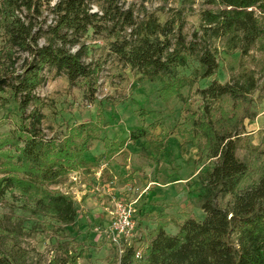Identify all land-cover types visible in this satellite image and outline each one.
<instances>
[{
    "label": "rangeland",
    "instance_id": "1",
    "mask_svg": "<svg viewBox=\"0 0 264 264\" xmlns=\"http://www.w3.org/2000/svg\"><path fill=\"white\" fill-rule=\"evenodd\" d=\"M87 1L91 11L100 15L106 9L132 10L136 22L155 14L162 22H175L176 29L182 25L183 38L176 35L172 41L188 56L186 66L179 68L186 79H192V70L199 65L200 50L207 45L219 63L217 78L221 82L231 81L246 70L256 75L258 87L249 97L241 102L225 97L214 105L213 111L218 126L228 122L224 117L234 116L242 134L238 156L251 167L246 184L256 180L264 161V36L247 55L231 49L224 38L203 36L202 13L216 8L207 0ZM57 2L41 0L39 13L27 16L28 20H34L36 30L41 28V45L46 43V32L55 24L53 8ZM98 24L99 31L90 29L82 39L88 47L84 60L98 67L94 90L89 88L87 80L71 85L65 74L46 68L44 82L35 91L39 100L34 106L43 113L41 127L47 137L62 141L71 129L82 124L86 126L84 137L88 134L97 137L90 141L89 150L85 153L89 163L48 187L52 192L73 198L77 212L75 221L69 225L41 211L34 199L38 194L34 192L24 194L19 189L8 190L0 199V253L17 254L21 264H53V259L64 254L65 249L79 245L84 247V251L81 257H75L77 264H119L121 250L125 248L115 243L112 232L119 199L127 203L138 199L134 204L136 228L131 242H135L142 251L160 222L157 216L165 208L160 202L164 194L170 198L183 185L185 194H189L187 200L193 203L194 212L188 215L202 218L197 207L204 189L200 174L211 160L207 153L202 152L201 145L192 141V135L195 129L193 122L202 114L198 89L204 88L208 80L188 83L180 96L163 100L157 81L124 65L112 53L110 43L115 38L110 28L114 21L101 19ZM120 26L117 31L121 34L131 32L130 29L122 31ZM11 51L9 54L5 35L0 30V78L4 68L20 72L29 58L27 52ZM6 79H0V84ZM19 113V104L14 99L0 102L1 137L15 130ZM94 124L103 130H98ZM136 129H142L144 136L137 141L128 140L110 160L100 159L106 143L124 140ZM77 141L80 143L82 140L78 138ZM200 142L203 144L204 140ZM12 150L14 147L7 145L0 150V156ZM4 159L0 157V164ZM0 168L2 177L5 169L1 165ZM122 184H125L124 188L119 187ZM154 187L161 191L154 194ZM146 195L151 198L149 204H144L141 199ZM175 210L180 214L179 209ZM156 211L153 217L149 215ZM162 222H166L165 218ZM174 230L173 225L167 228L169 232Z\"/></svg>",
    "mask_w": 264,
    "mask_h": 264
},
{
    "label": "trees",
    "instance_id": "2",
    "mask_svg": "<svg viewBox=\"0 0 264 264\" xmlns=\"http://www.w3.org/2000/svg\"><path fill=\"white\" fill-rule=\"evenodd\" d=\"M207 2L216 8L202 13L203 36L224 38L231 49L250 54L264 36V0ZM40 3L41 0H0V30L5 35L9 54L14 49L29 54L20 72L4 68L0 78H7L0 84V102L14 99L20 111L12 134L0 136V150L7 145L14 147L0 156L5 158L0 164L5 169L0 177V199L8 190L34 192L38 194L34 199L41 211L69 225L75 221L73 198L52 192L48 187L89 163L85 153L90 141L97 137L90 134L84 137V124L71 129L62 141L47 137L41 127L43 113L34 106L39 100L35 91L44 82L46 68L65 74L71 85L87 80L89 88L94 90L98 67L84 60L88 47L82 39L90 29L99 31V20H113L112 53L124 65L157 81L163 100L180 96L188 83L208 80L204 88L198 89L202 114L193 122L192 141L201 145L202 152L211 160L200 174L204 188L200 208L204 216H188L177 222L178 231L174 234L160 221L141 258L136 256L139 246L131 242L119 264H264V161L258 178L246 184L251 167L238 156L242 140L238 123L234 116L224 117L228 122L218 126L213 113L214 105L225 97L240 102L249 97L258 87L256 75L246 70L231 81L221 82L217 78L219 63L207 45L200 50L199 65L193 68L192 79H186L179 68L186 66L188 56L172 41L176 35L183 38L182 25L176 29L175 22H162L155 14L136 22L132 10L106 9L100 15L91 11L87 0H58L53 8L55 24L50 26L46 43L41 45V28L36 30L34 20L27 19L28 14L31 17L33 12L39 13ZM120 24L122 31L131 32L128 35L118 32ZM31 107L32 111L28 112ZM95 127L103 130L100 125ZM144 134L142 129H136L124 140L106 143L100 159L110 160L128 140L137 141ZM78 138L82 140L80 143ZM83 251L82 245L65 249L64 254L53 259V264H77L75 257H81ZM0 264H21V259L12 252L0 253Z\"/></svg>",
    "mask_w": 264,
    "mask_h": 264
},
{
    "label": "crops",
    "instance_id": "3",
    "mask_svg": "<svg viewBox=\"0 0 264 264\" xmlns=\"http://www.w3.org/2000/svg\"><path fill=\"white\" fill-rule=\"evenodd\" d=\"M124 186H125V184H124ZM124 186L122 184L119 187L124 188ZM153 191H155L154 194L155 193L158 194V192L161 191V190H159L158 187H154ZM188 197H189V194L188 193L185 194L183 185H182V187L180 189H178L176 195H172V196H170V198L167 195L165 196V194L163 195V200L160 201V202L164 205L165 208H162L160 210V211H163V212H160L157 217L160 218V221H162L165 218V220H166V222H165L166 223V227H165L166 230H167V228L170 225H173L175 227V230L172 231V232L168 231L169 233H172V234L176 233L178 231L177 222H182V221H184L186 219V217L192 216V215H188L192 211L194 212L193 205H192L193 203L190 200H187ZM141 199L144 202V204L151 203L150 202L151 198L148 195L142 196ZM160 199H161V197H160ZM137 201H138V199L136 200V203H137ZM197 207H198L199 211L201 212L200 216L203 217L204 216V211L200 208V203H199V205ZM175 208L179 209L180 214H178V212H176V210L174 211ZM156 213H157V211L153 212V213H151L149 215H152V217H153V215L156 214Z\"/></svg>",
    "mask_w": 264,
    "mask_h": 264
},
{
    "label": "built area",
    "instance_id": "4",
    "mask_svg": "<svg viewBox=\"0 0 264 264\" xmlns=\"http://www.w3.org/2000/svg\"><path fill=\"white\" fill-rule=\"evenodd\" d=\"M135 203L136 202L127 203L125 200L119 199L117 202V211L112 220L113 240L117 245H123L124 248L131 242L136 228ZM123 251L124 249L121 250V252ZM136 256L141 258L142 250L139 249Z\"/></svg>",
    "mask_w": 264,
    "mask_h": 264
}]
</instances>
